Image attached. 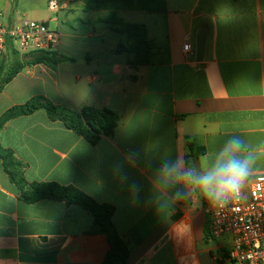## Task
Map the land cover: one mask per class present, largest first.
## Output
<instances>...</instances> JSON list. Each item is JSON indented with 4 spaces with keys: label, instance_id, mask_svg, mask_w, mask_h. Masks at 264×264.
Here are the masks:
<instances>
[{
    "label": "crops",
    "instance_id": "obj_1",
    "mask_svg": "<svg viewBox=\"0 0 264 264\" xmlns=\"http://www.w3.org/2000/svg\"><path fill=\"white\" fill-rule=\"evenodd\" d=\"M48 1L0 0L1 23L54 24V51L73 62L24 68L0 93V117L42 97L77 110L106 108L118 122L113 135L92 143L37 110L9 120L0 147L23 165L28 183L72 186L111 206L128 250L124 264H235L227 259L230 237L210 236L195 177L232 138L252 161L244 185L264 172V0H162L157 12L56 0L55 14ZM123 25L145 27L146 66L132 68L134 55L117 52L131 46ZM11 52L5 46L0 60ZM177 162L191 182L164 171ZM20 194L0 159V264H105L110 246L92 233L88 211L48 199L26 203Z\"/></svg>",
    "mask_w": 264,
    "mask_h": 264
},
{
    "label": "trees",
    "instance_id": "obj_2",
    "mask_svg": "<svg viewBox=\"0 0 264 264\" xmlns=\"http://www.w3.org/2000/svg\"><path fill=\"white\" fill-rule=\"evenodd\" d=\"M121 5L136 11H164L162 0H88L87 8H112ZM120 32L127 34L131 41L130 48L117 49V52H128L134 55L128 63L130 67L146 66L149 63L152 46L146 39V29L143 25H123ZM7 47L11 49L12 59L0 60V93L12 79L26 67L42 64L54 68L60 63L71 61L54 50L30 51L19 53L8 40ZM37 110H44L52 121L61 122L75 134L96 142L101 136H111L118 122V116L109 109L83 107L80 110L66 106H54L46 99L37 97L25 104L12 108L0 117V129L11 119L26 116ZM190 151L194 150L189 145ZM201 150L197 149V152ZM0 159L10 181L20 191L21 199L33 203L48 199L64 202L66 205H77L88 211L93 217L92 233L106 236L110 246L105 264H124L128 250L117 235L112 224L114 209L105 204H98L80 190L72 186H61L56 183H28L23 177V165L13 157L11 151L0 147Z\"/></svg>",
    "mask_w": 264,
    "mask_h": 264
},
{
    "label": "built area",
    "instance_id": "obj_3",
    "mask_svg": "<svg viewBox=\"0 0 264 264\" xmlns=\"http://www.w3.org/2000/svg\"><path fill=\"white\" fill-rule=\"evenodd\" d=\"M49 14L58 11L56 0L47 2ZM11 42L20 53L54 50L59 37L45 21L26 20L5 28L0 16V52ZM183 51L190 53V45ZM209 233L213 238L230 237L227 259L235 264H264V172L257 174L240 192L226 203L215 207L206 204Z\"/></svg>",
    "mask_w": 264,
    "mask_h": 264
},
{
    "label": "clouds",
    "instance_id": "obj_4",
    "mask_svg": "<svg viewBox=\"0 0 264 264\" xmlns=\"http://www.w3.org/2000/svg\"><path fill=\"white\" fill-rule=\"evenodd\" d=\"M244 142L239 138L230 139L224 145L210 169L202 171L195 177L196 183L203 190L204 198L209 205L215 207L226 203L237 195L250 174L252 161L242 155ZM169 175L179 173L184 180L191 182V171L182 170L177 162L171 167L164 169ZM176 199L184 197L183 191L175 194Z\"/></svg>",
    "mask_w": 264,
    "mask_h": 264
},
{
    "label": "water",
    "instance_id": "obj_5",
    "mask_svg": "<svg viewBox=\"0 0 264 264\" xmlns=\"http://www.w3.org/2000/svg\"><path fill=\"white\" fill-rule=\"evenodd\" d=\"M205 35H206L205 32H201L197 36V40H196V58L198 60H201V58H202ZM197 175H200V171L197 172Z\"/></svg>",
    "mask_w": 264,
    "mask_h": 264
},
{
    "label": "rangeland",
    "instance_id": "obj_6",
    "mask_svg": "<svg viewBox=\"0 0 264 264\" xmlns=\"http://www.w3.org/2000/svg\"><path fill=\"white\" fill-rule=\"evenodd\" d=\"M26 19H31V18H26ZM1 21H2V18H1ZM92 26H94V24L92 25ZM51 29H53L54 30V24H50V26H49ZM90 29V28H89Z\"/></svg>",
    "mask_w": 264,
    "mask_h": 264
}]
</instances>
